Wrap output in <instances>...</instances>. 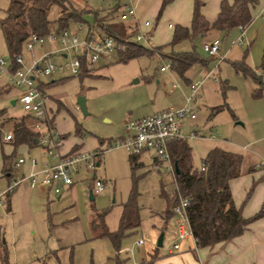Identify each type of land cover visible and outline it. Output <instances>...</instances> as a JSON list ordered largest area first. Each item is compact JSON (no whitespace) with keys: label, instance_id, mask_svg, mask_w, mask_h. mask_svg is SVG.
Instances as JSON below:
<instances>
[{"label":"rangeland","instance_id":"1","mask_svg":"<svg viewBox=\"0 0 264 264\" xmlns=\"http://www.w3.org/2000/svg\"><path fill=\"white\" fill-rule=\"evenodd\" d=\"M9 1L0 0V19ZM66 1L75 8L86 7L92 11L83 16L80 24L68 21L67 27L80 25L79 35H83L87 26L91 25L101 32L94 19L113 9H116L114 21L119 23V10L132 5L138 22L147 19L156 23L154 42L161 47L154 45L150 56L142 55L125 62L118 61L114 56L109 61L94 65L88 74L79 77L80 80L68 77L63 83L49 88L47 92L59 93L66 106L59 100L51 103L53 110L63 109L55 117V127L52 122L54 115L50 112V116L47 110V124L54 127L53 131L57 135L67 133V138L57 146L59 153L66 150L70 141L78 140L73 134L74 122L82 130V136L78 138L83 143V151L96 147L103 150L114 140L125 136V121L185 105L194 118L186 117L181 131L191 149L194 167H200L201 158L212 146L247 155L256 166L264 161V88L241 70L246 66L264 80V16H251L250 23L245 27L243 43L231 44L239 35L238 27L219 34V55L223 58L217 61L202 51L199 39L192 42L182 40L172 46L168 44L171 30L165 28V23L174 21L177 15H186L187 9L183 6L190 0H172L158 19V0ZM47 15L50 20L55 19L58 16L57 6L52 5ZM39 51L35 47L34 55ZM171 51H193L198 60L182 74L170 67L160 70V66L169 63L167 55ZM30 53L21 49L25 58ZM0 57L9 59L1 32ZM55 59L59 60V57ZM236 62L238 69L234 67ZM58 76L69 75L64 71L51 74L54 79ZM3 77L1 73L0 108L5 109V114L0 118V136L11 132L12 124L24 115L18 102L21 88L4 83ZM46 79L42 77V80ZM194 82L200 85L190 96L189 83ZM256 92L259 94L255 95ZM79 95L84 97L85 114L75 108V99ZM10 100L14 103L11 104ZM191 131L197 135L188 137ZM11 143L0 140V191L12 178L21 177L24 166L17 170L13 168V162L19 156L50 161L39 146L27 148ZM5 155L8 157L5 163L10 167V177L1 171ZM128 155L120 147L103 150L96 158L94 169L86 175L80 172L73 183L59 194L45 192L38 187L30 188L27 180L19 181L4 194L1 198L0 242L6 247L9 263L114 264L124 260L127 264H186L179 252L190 243V237L180 242L178 251L168 253V248L175 241V233L174 218L169 216L168 210L174 203V184L167 162L156 164L150 153L144 152L136 158L137 166L131 168ZM93 178L104 182L102 191L96 194L91 192ZM131 191L135 193L139 223L114 243L109 237L99 235L101 227L92 228L89 219L92 213L103 212L104 227L108 232H114L122 204ZM162 192L166 197L161 195ZM159 234L162 235L161 245L157 246ZM138 239L142 240L141 245H136Z\"/></svg>","mask_w":264,"mask_h":264},{"label":"trees","instance_id":"2","mask_svg":"<svg viewBox=\"0 0 264 264\" xmlns=\"http://www.w3.org/2000/svg\"><path fill=\"white\" fill-rule=\"evenodd\" d=\"M169 1H160L156 12V19L159 18L162 10ZM255 4V0H232L231 2L220 0L215 18L212 21H208L200 11L201 1L192 0L189 25H173L168 44L172 46L182 40L192 42L195 39H202L201 41H203L211 30L227 32L233 27L246 26L251 21L250 9ZM52 5L57 6L58 16L50 20L47 14ZM90 12L92 11L89 8H75L66 0H10L4 16L0 19V32L9 60L14 55L21 53L22 44L31 33L43 35L52 25H56V30L67 27L69 20H74L80 24L83 22V16ZM115 12L116 9H113L107 12L106 15L95 18L94 22L102 32L110 34L123 42L125 38L131 36L132 32L121 22L110 21ZM150 34H152L151 30ZM152 48L153 46L148 47L126 40L124 47L115 57L118 61L125 62L142 55L150 56ZM167 58L169 60V67L179 74H182L188 66L198 60L193 51H171L167 55ZM234 67L238 69L237 62L234 63ZM263 67L264 60L262 62V69ZM92 69L81 65L76 75H69L55 81L65 80L68 77H77L80 80L79 77L88 74ZM241 70L255 84L264 88V80L254 70L246 66ZM52 82H44L42 86L47 87ZM258 94L259 92H256L255 95ZM4 114L5 109L0 108V118L4 117ZM26 119L29 121L26 122ZM33 124L34 120L24 114L12 124V139L9 142H12L11 144L13 146L24 145L27 148L39 146L37 142L38 131L33 128ZM73 134L77 137L82 136V130L77 122H74ZM65 136L66 134L58 135V139ZM99 143L101 144L102 141ZM76 147L78 145H73L70 150L74 151L73 149ZM95 149L98 152L97 157H99L103 150L99 147ZM190 150L185 139L172 140L168 144L169 161L172 167L175 163L178 169L177 173L173 169L172 174L174 184L173 200L175 201L178 195L188 199L185 212L188 226L195 239V245L196 247H210L216 243L228 241L242 233L250 222L263 214V211L259 210L252 216L244 218L241 215L240 207H235L232 201L228 181L241 173V154L219 146H212L201 158L200 166L203 169H200V167L196 168L192 165ZM137 157L138 154L128 155L131 168L137 166ZM6 159H8L7 155L3 158L1 171L10 177V167L5 164ZM152 159L155 163L160 162L155 158ZM251 170V167L248 168V171ZM250 191L251 187L246 192L243 201L248 198ZM134 194L131 191L127 200L122 204L118 226L114 232H108L104 227L103 212L92 213L89 219V225L92 228L100 226L101 231L99 235L109 237L114 243L117 242L125 232L135 229L138 226V207L135 203ZM161 195L165 196L163 192ZM0 264H10L3 242H0Z\"/></svg>","mask_w":264,"mask_h":264},{"label":"built area","instance_id":"3","mask_svg":"<svg viewBox=\"0 0 264 264\" xmlns=\"http://www.w3.org/2000/svg\"><path fill=\"white\" fill-rule=\"evenodd\" d=\"M264 16V7L261 10ZM122 21L135 19V10L132 5H126L118 15ZM150 22L144 20L141 24L132 23L128 29L132 32L131 36L120 41L118 38L96 30L95 26H87L83 35H79L80 25L73 27H63L60 29L50 28L45 34L38 35L31 33L22 44V49L31 52L28 59L21 53L6 60L0 57V74L2 73L11 86L21 88L18 102L24 114L34 120L33 128L38 131L37 142L39 147L49 157L50 161L36 160L30 156H19L13 162V168L18 169L21 166H27L19 179L12 178L7 187L0 191V211L2 196L12 190L19 181L27 180L32 188L42 187L54 194H59L65 187L73 183L74 178L80 173L85 175L95 167L97 150L91 151L74 150L66 153H59L58 135L53 128L47 124V102L49 95L42 86L44 80L42 77L50 76L54 71L66 72L69 75H76L81 65L87 68H93L99 62H106L116 56L124 47L126 40L143 44L151 47L149 40ZM170 26V24H168ZM239 35L234 43H243L244 27L237 26ZM220 41L217 37L205 39L201 42V49L209 57L222 60L219 55ZM39 48V53L34 55V48ZM55 57H59L56 60ZM169 67V63L160 66V70ZM198 83L190 85L191 93L195 91ZM188 101V99H186ZM78 109V106L75 105ZM193 118L185 105L175 109H163L151 115L127 120L124 122L125 136L114 140L107 148H123L129 154H138L148 152L151 158L160 162H167L168 169L173 174V167L168 158L167 147L172 140L184 139L181 131L182 120L185 117ZM188 137L194 136L189 132ZM12 139L11 132L0 136L1 142H9ZM264 168V161L257 165ZM200 169H203L200 166ZM91 192L96 194L102 191L104 182L101 179L93 178L91 180ZM188 205V199L177 196L173 204L169 206L170 215L174 218L173 227L175 231L174 242L168 248V252L178 250L182 240L191 238L194 247L193 238L188 226L185 208ZM136 245H141L142 240L135 241ZM230 264V263H226Z\"/></svg>","mask_w":264,"mask_h":264},{"label":"crops","instance_id":"4","mask_svg":"<svg viewBox=\"0 0 264 264\" xmlns=\"http://www.w3.org/2000/svg\"><path fill=\"white\" fill-rule=\"evenodd\" d=\"M160 1L161 0H158L159 4H160ZM171 1L172 0H170L164 8L169 7V3H171ZM200 1H201V6H200L201 13L203 14V16L208 21H212L215 18L216 13L218 11V3L220 0H200ZM226 1L231 2L232 0H226ZM255 1H256V4L250 9V15L252 17L262 15L261 10L264 7V0H255ZM157 6H159V5H157ZM185 6L187 9L186 15H184V14L177 15V16H175L174 21H167L165 23L166 29H170L172 31V26L176 25V24L181 25V26H188L189 25L191 9H192V0H190V3L186 2L183 7H185ZM121 10H122V8L119 10V12ZM252 17H251V19H252ZM118 19H119V17H118ZM144 20H147V19H144ZM144 20L138 22V20L136 18L134 20L129 19V20H125V21H122L119 19V21L122 24H124V26H126V27H129L134 22L141 24ZM110 21L115 22L114 16ZM150 24H151L150 30L152 31V34H151V38L149 40V44H150V46H154V45L161 46V45H159V43L154 42L153 33H155V31H156V23L151 22ZM168 24H170V26H168ZM245 27H244V36H245ZM221 33H223V32L217 31V30H211L205 36V39L218 37V35ZM224 33H226V32H224ZM199 40H202V39H199ZM28 58H26V59H28ZM58 77L59 78H56V79L51 78V75L46 77L47 79L44 80V82L53 81L50 85H48L47 87H44L46 89V91H48L49 88H51L53 86L55 87V85L64 82V80L55 81V80H58L60 78H63V76H58ZM4 81H5L4 83L8 84L6 78H4ZM194 83H196V82H194ZM191 84H193V83H189V88H190ZM199 85L200 84H198L196 86L195 91L193 93H191V90H190V96L193 95L197 91ZM48 95H49V98H48V102H47V110H48V114H50V116H51L50 112H52V114L54 115L52 118V122H53V126L55 127V117L63 109H61V110L56 109V111H55V110H53V106L51 105V103L55 100H57V101L59 100L62 102V100L60 99V96H59L60 94L55 92V91L53 93H48ZM188 101H189V98H188ZM62 103L64 104V102H62ZM64 106H65V104H64ZM185 118L183 120H185ZM189 119H192V118H189ZM54 127H53V129H54ZM191 132L194 133V136L197 135L196 132H194V131H191ZM62 134H66V136L60 137L59 144H61L62 141L67 138V133H62ZM62 134H58V135H62ZM77 139H75L77 141H70L69 145L67 146L66 150H64L63 153L70 151V149L73 145H78L77 150H82L83 143H81L79 141V140H81L80 138L77 137ZM99 145H100V143H99ZM95 146H93V147H95ZM247 152H249V151H247ZM26 154H27V151H26ZM26 156H28V155H26ZM152 161H153V159H152ZM250 167L252 168V170L248 171V168H250ZM167 168H168V165H167ZM26 170H27V166L25 165L24 171H26ZM69 186H67V187H69ZM67 187H65V188H67ZM228 187H229V191H230L234 206L240 207V212H241L242 217H244V218L250 217L259 210H262L263 214L260 217H258L257 219L250 222L246 226V228L244 229V231L242 233L231 238L228 241L219 242V243H216L210 247H194V244H193V242H191L192 241L191 240L190 243H188L186 245V247L179 252V254H181L183 259L185 260L186 264H226V263H230V264H264V168H257L256 165H254L251 161H249L247 155L242 156L241 173L237 177L232 178L228 181ZM250 187H251L250 194H249L248 198L245 199V201H243L244 197L246 195V192L249 190ZM30 188H32V187H30ZM38 188L44 190L45 192H49V190H47L46 188H42V187H38ZM91 198H92V195H91ZM169 216H171V215H169ZM174 233H175V231H174ZM179 248H180V244H179ZM179 248H178V250H179ZM178 250H176V251H178ZM168 253H172V252H168ZM114 264H127V263L124 260H122V261L118 260Z\"/></svg>","mask_w":264,"mask_h":264},{"label":"water","instance_id":"5","mask_svg":"<svg viewBox=\"0 0 264 264\" xmlns=\"http://www.w3.org/2000/svg\"><path fill=\"white\" fill-rule=\"evenodd\" d=\"M10 103L13 104L14 101L10 100ZM75 103L78 106V109L82 112V114H85L86 113V109H85L84 97L81 96V95L77 96L76 99H75ZM95 165H97V162H95ZM173 169H174L175 173L178 172V169H177L175 163L173 164ZM89 198H91V193L90 192H89ZM161 237H162V235L159 234V236L157 238V242H156L157 246L161 245Z\"/></svg>","mask_w":264,"mask_h":264}]
</instances>
